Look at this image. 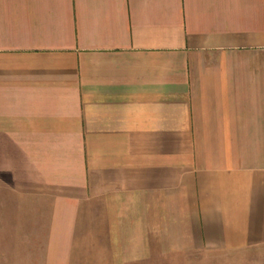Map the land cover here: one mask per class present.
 I'll return each instance as SVG.
<instances>
[{
	"label": "crops",
	"instance_id": "1",
	"mask_svg": "<svg viewBox=\"0 0 264 264\" xmlns=\"http://www.w3.org/2000/svg\"><path fill=\"white\" fill-rule=\"evenodd\" d=\"M0 174L44 264L264 246V0H0Z\"/></svg>",
	"mask_w": 264,
	"mask_h": 264
},
{
	"label": "rangeland",
	"instance_id": "2",
	"mask_svg": "<svg viewBox=\"0 0 264 264\" xmlns=\"http://www.w3.org/2000/svg\"><path fill=\"white\" fill-rule=\"evenodd\" d=\"M31 191L17 187L0 174V264H44L40 208L47 196L32 195ZM71 262L108 264L104 257L94 262L89 259ZM134 264H264V246L240 251L194 252Z\"/></svg>",
	"mask_w": 264,
	"mask_h": 264
}]
</instances>
